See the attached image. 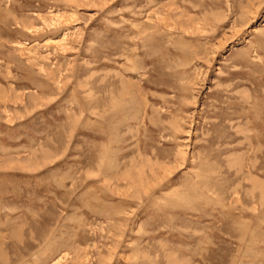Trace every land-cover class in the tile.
<instances>
[{
    "label": "rangeland",
    "instance_id": "obj_1",
    "mask_svg": "<svg viewBox=\"0 0 264 264\" xmlns=\"http://www.w3.org/2000/svg\"><path fill=\"white\" fill-rule=\"evenodd\" d=\"M0 264H264V0H0Z\"/></svg>",
    "mask_w": 264,
    "mask_h": 264
}]
</instances>
